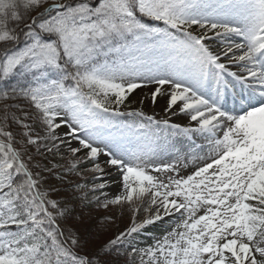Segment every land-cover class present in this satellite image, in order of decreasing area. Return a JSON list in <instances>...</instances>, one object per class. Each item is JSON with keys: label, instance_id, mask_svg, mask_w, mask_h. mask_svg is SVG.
Instances as JSON below:
<instances>
[{"label": "snow or ice", "instance_id": "obj_1", "mask_svg": "<svg viewBox=\"0 0 264 264\" xmlns=\"http://www.w3.org/2000/svg\"><path fill=\"white\" fill-rule=\"evenodd\" d=\"M0 264H264V0H0Z\"/></svg>", "mask_w": 264, "mask_h": 264}, {"label": "rangeland", "instance_id": "obj_2", "mask_svg": "<svg viewBox=\"0 0 264 264\" xmlns=\"http://www.w3.org/2000/svg\"><path fill=\"white\" fill-rule=\"evenodd\" d=\"M147 93V89H143V90H137V92L135 93V95L132 97L133 100H136L138 97L143 96L144 94ZM163 104V101H161L160 104L156 105L155 109H153L152 105L150 103L146 104L144 106V110L148 113V114H152L153 110H155L157 113H160V107ZM134 107H139V105H132ZM117 178L115 176L112 177V180L109 181V183H113ZM110 192L115 193L117 191V188L115 186H113L112 188L109 189ZM167 223V221H166ZM121 226L122 223H121ZM113 230H115V228H113ZM163 234L162 231V227L158 228V229H152L150 230L148 233L145 234V236L142 238L143 241V245L146 244H150L152 243L151 237L152 236H160ZM104 237L102 236L101 239H103ZM149 241V242H148ZM142 245V246H143Z\"/></svg>", "mask_w": 264, "mask_h": 264}, {"label": "bare ground", "instance_id": "obj_3", "mask_svg": "<svg viewBox=\"0 0 264 264\" xmlns=\"http://www.w3.org/2000/svg\"><path fill=\"white\" fill-rule=\"evenodd\" d=\"M161 103V102H160ZM162 106V105H161Z\"/></svg>", "mask_w": 264, "mask_h": 264}]
</instances>
